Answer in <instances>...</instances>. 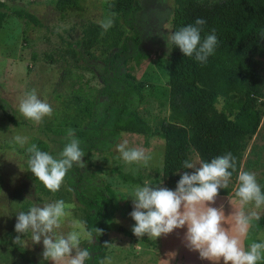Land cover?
Masks as SVG:
<instances>
[{
	"label": "rangeland",
	"instance_id": "rangeland-1",
	"mask_svg": "<svg viewBox=\"0 0 264 264\" xmlns=\"http://www.w3.org/2000/svg\"><path fill=\"white\" fill-rule=\"evenodd\" d=\"M3 1L8 7L0 29V264H54L43 259L42 241L32 244L31 232L18 234L15 224L18 212L58 200H63L68 207L56 234L80 232V248L87 249L91 255L96 240L84 224L85 210L72 187L64 178L57 192L48 190L28 170L30 154L26 150L36 144L41 151L59 158L68 142L67 130L74 129V125L76 129L84 130L87 122L94 119L85 115L87 107L92 110L97 107L103 112L106 105L111 104L109 128L118 114L121 97L112 103L108 96H101L106 81L121 91L128 79L137 83L142 81L145 100L136 107L139 115L151 125L168 116L171 44L167 41L172 30L174 0H138L140 8L132 16V26L122 19L115 21V15L109 10L110 0H76L64 11L56 8L57 0ZM15 10L34 15L37 22L17 16ZM109 18L113 20L112 27L107 31L99 29L96 36L91 34V28ZM254 59L264 80V46ZM33 89L53 109L51 116H45L39 124L18 111L24 93ZM259 103L263 113L257 131L243 152L240 171L255 173L261 185L264 184V95ZM217 106L222 107L221 100ZM74 134L78 138L76 132ZM17 135L27 138L24 147L15 143ZM125 140L129 148H143L151 155L146 167L123 161L116 146ZM79 141L81 148L84 143ZM82 150L86 167L74 164L71 169L73 181L83 174L85 182L107 186L113 191L115 207L106 219L109 227L103 235L106 244L104 264H224L223 259L218 262L201 259L198 251L186 246L187 226L158 238H149L145 234L154 244L137 241L134 234L127 236L117 229L122 226L133 233L132 226L136 222L130 216L133 211L131 196L137 186L142 187L125 181L120 173L142 176L144 182L159 179L163 164L162 139L119 131L114 138L97 142V147ZM189 157L193 163L201 162L194 151ZM193 171L187 169L186 172ZM230 183L233 187L231 197H216L209 206L222 208L225 215L222 223L230 235L235 228V212L243 208L246 214L253 210L260 214L258 221H251L242 245L248 250L253 242L264 243V205L259 209L255 208L254 202L225 207L227 201L236 197L237 177ZM76 222L80 227L73 229ZM17 235L21 239L14 242Z\"/></svg>",
	"mask_w": 264,
	"mask_h": 264
},
{
	"label": "trees",
	"instance_id": "trees-1",
	"mask_svg": "<svg viewBox=\"0 0 264 264\" xmlns=\"http://www.w3.org/2000/svg\"><path fill=\"white\" fill-rule=\"evenodd\" d=\"M75 1L57 0L56 8L64 11ZM7 7L0 0V29L7 16ZM139 8L138 0L109 2V10L115 15V21L122 19L130 26L132 16ZM14 13L37 22L35 16L28 12L15 10ZM197 18L206 20L201 40L215 29L218 44L203 64L194 57L184 56L178 46L171 44L167 117L151 125L139 115L136 107L145 100L142 81L137 83L128 79L123 91L116 90L106 81L101 96H108L112 103L121 97V106H118V114L112 125L107 128L108 112L112 107L108 104L103 112L97 107L94 110L85 108V115L94 119L87 122L84 130L76 129V125L74 130L78 139L83 141L81 148L85 150L97 147V142L114 138L119 131L159 137L164 142L162 173L159 179L147 183L154 185L162 182L161 187L170 190H175L181 175L187 171L183 163L190 161L191 152H196L203 162L231 152L235 157L236 171L227 189L218 191V195H228L233 191L230 182L236 179L240 171L243 152L257 131L263 113L259 100L264 95V80L254 55L264 46V0H174L171 33L195 24ZM99 29H102L101 26L95 25L90 32L96 36ZM219 100L222 101L221 108L217 106ZM120 176L132 184L144 186L146 183L139 175L120 173ZM64 178L83 206L84 224L96 240L94 252L85 264H104L106 244L103 235L109 227V220L106 219L115 207L113 191L107 186L85 182L83 174L73 181L71 169ZM260 187L264 193V184ZM96 228L102 230L100 235ZM117 229L127 236H133L122 226ZM135 239L154 244L145 235L136 236ZM257 264H264V261H257Z\"/></svg>",
	"mask_w": 264,
	"mask_h": 264
},
{
	"label": "clouds",
	"instance_id": "clouds-1",
	"mask_svg": "<svg viewBox=\"0 0 264 264\" xmlns=\"http://www.w3.org/2000/svg\"><path fill=\"white\" fill-rule=\"evenodd\" d=\"M99 23L104 31L113 26L110 18ZM205 24V19L197 18L195 24L171 33L167 44L178 46L184 56L194 57L201 64L206 63L214 53L218 39L213 29L211 34L201 40ZM18 111L26 119L39 124L45 116H51L53 109L33 89L24 93ZM74 133V129L67 130L68 142L60 151L59 158L41 151L36 144L26 150L30 154L27 160L28 170L53 193L60 189L64 177L74 164L80 168L86 167L82 159L85 153ZM14 141L24 147L27 138L17 135ZM116 148L126 164L136 163L146 167L152 158L143 148H129L127 140L117 144ZM183 168L194 171L183 172L175 190L147 182L144 186L135 188L131 196L133 211L130 213L136 222L132 226L133 234L137 237L147 234L149 238H158L174 229L187 226L186 246L198 251L201 259L214 262L223 259L224 264H257V261L264 259V243L253 242L245 250L240 239L246 235L251 221L260 219L257 211L253 210L248 214L243 208L237 211L234 215L236 235H230L222 223L225 216L222 208L209 206L215 202L219 189H227L229 180L236 171L232 153L217 156L210 162L201 161L199 164L185 160ZM237 182L235 195L241 206L254 202L255 208L259 209L264 205V193L255 173L240 171ZM67 207L63 200H58L43 206H32L27 212L20 211L16 214L15 231L23 235L30 231L32 244L42 241L44 260H51L54 264H85L91 255L87 249L80 248L81 233L73 230L67 235H57L55 231L61 227L62 218L67 215ZM72 227L79 228V222ZM96 232L100 235L102 230L96 228ZM89 235L93 237L92 233ZM20 239L21 236L17 235L14 242Z\"/></svg>",
	"mask_w": 264,
	"mask_h": 264
},
{
	"label": "crops",
	"instance_id": "crops-1",
	"mask_svg": "<svg viewBox=\"0 0 264 264\" xmlns=\"http://www.w3.org/2000/svg\"><path fill=\"white\" fill-rule=\"evenodd\" d=\"M217 197H226V199L228 198H230L231 197V195L230 194H228V195H217ZM233 199H231V201L229 200V201H227L225 204H226V206L225 207H230V206H234V207H240L241 206V204H240V202H239V198L238 197H232ZM220 199H222V198H220ZM229 202V203H228ZM237 202V204H233V203H236ZM216 204H217V202H216ZM234 212H235V210H234ZM236 213V212H235ZM235 215V214H234ZM248 231H249V227H248V230H247V233H246V235L248 234ZM231 235H236V232H235V228H234V231L232 232V234ZM246 235L245 236H242V237H240V239H241V242H242V245H243V243H244V240H245V237H246Z\"/></svg>",
	"mask_w": 264,
	"mask_h": 264
}]
</instances>
